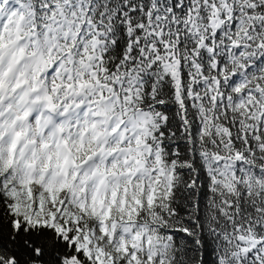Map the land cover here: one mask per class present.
<instances>
[{"label":"snow or ice","instance_id":"6c2138e0","mask_svg":"<svg viewBox=\"0 0 264 264\" xmlns=\"http://www.w3.org/2000/svg\"><path fill=\"white\" fill-rule=\"evenodd\" d=\"M0 264H264V0H0Z\"/></svg>","mask_w":264,"mask_h":264}]
</instances>
